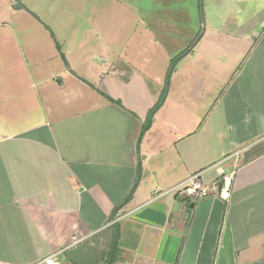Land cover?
<instances>
[{"label": "crops", "instance_id": "0c3cea01", "mask_svg": "<svg viewBox=\"0 0 264 264\" xmlns=\"http://www.w3.org/2000/svg\"><path fill=\"white\" fill-rule=\"evenodd\" d=\"M110 1L134 20L130 39L115 47L118 34L92 20L83 32L100 39L73 59L55 21L75 20L85 0H0V36L26 40L38 105L23 106L16 119L32 122L18 132L0 125V264H36L72 236L85 240L64 264H104L115 225L112 264H264V0ZM179 32L175 54L160 34ZM231 171L228 201L181 199L172 212L173 187Z\"/></svg>", "mask_w": 264, "mask_h": 264}, {"label": "rangeland", "instance_id": "374dc122", "mask_svg": "<svg viewBox=\"0 0 264 264\" xmlns=\"http://www.w3.org/2000/svg\"><path fill=\"white\" fill-rule=\"evenodd\" d=\"M124 1L140 8H143V4L148 2V0ZM83 4L84 5H81L79 11L80 15L77 13V18L75 20L74 18L72 19V16H69L67 19L61 18L59 22L55 21V24H58L54 26L56 38L59 43H64L65 41L70 42L68 47L70 48L71 52L69 53H72L73 59L74 55H76L77 58L81 57L82 59H86V54L83 52L80 53L79 51H85L87 48H92L94 44L91 43V40L94 39L97 41L100 39V37H93L92 39V34H90V32H83L85 30L93 31L92 28L89 30V22L92 20L100 24L98 29L100 32H104V35L105 32H116V34H118L119 42L115 43L114 46L116 45L119 48L124 46L132 34L131 27H134V20H131L132 22L129 23L127 21V11H125L123 8L117 7L110 0H85ZM55 7L59 10L62 9V7L59 5ZM107 12H110L109 15L113 14V17L117 15L119 17V22L116 23L113 20L112 23V18L109 17ZM57 13H59L61 16L60 11ZM24 23L25 22L23 21V24ZM136 23V26L138 25L136 30H142L144 26L140 25L139 21H136ZM27 30L29 32V29ZM31 31L32 28L30 32ZM136 33L138 34V32ZM139 34L140 35L138 36H141L142 32H139ZM188 34L189 32H179L178 35L162 33L160 34V38L163 39V41H169L172 47L178 49L175 50V54H177L181 49L180 47L185 45L184 43H186L188 39ZM14 39L15 37H12L11 39L9 36H0V99L1 96H3V100H0V111L2 110L3 114H9L11 112L10 116H7V119L9 120L0 118L1 122L4 120L0 124L2 128L4 127V133H16L21 129L22 126H27L32 122L31 119L26 120L23 117L16 119V117L22 116L23 106L26 104V102H29L30 105H35L33 109H38V105L36 104L37 101H35V86L32 85V82H30L32 68L30 65L29 55L26 51L27 42L24 38H20L22 44L18 45ZM97 43L98 41L95 44ZM19 47H22V53L19 52V49H21ZM60 64H62V62H60L58 65ZM53 71L55 70L53 69ZM44 72L46 76V74L51 72V70L44 69ZM51 84H53V82ZM15 112L17 113V116H15Z\"/></svg>", "mask_w": 264, "mask_h": 264}, {"label": "built area", "instance_id": "2783aa9c", "mask_svg": "<svg viewBox=\"0 0 264 264\" xmlns=\"http://www.w3.org/2000/svg\"><path fill=\"white\" fill-rule=\"evenodd\" d=\"M235 171L222 176L219 180L207 185L203 181L201 173L189 176L182 183L172 188V193L181 199L190 202L201 200L203 198L217 196L223 201H228L231 195ZM116 219L115 221H117ZM113 224V223H112ZM85 240V237L72 236L67 245L46 255L36 264H64V254L71 248L77 247Z\"/></svg>", "mask_w": 264, "mask_h": 264}, {"label": "trees", "instance_id": "16d2710c", "mask_svg": "<svg viewBox=\"0 0 264 264\" xmlns=\"http://www.w3.org/2000/svg\"><path fill=\"white\" fill-rule=\"evenodd\" d=\"M200 38V34H198V36H196L194 43ZM184 52L180 53L179 55H177L176 57L172 58L171 63H170V67L168 69V72L165 76L164 79V83L163 86L161 88L159 97L157 99V102L155 103V105L152 107V109L149 111L146 120L144 121V124L142 125L138 140H137V150L140 144V141L142 139V137L144 136V134L148 131V129L150 128V125L152 123L153 117L154 115L157 113V111L162 107V105L164 104L167 95H168V88H169V80H170V76L172 73V70L174 69L175 65L183 58ZM111 102H113L112 100H109ZM116 103V102H114ZM139 178H140V173L138 171V175L137 178L134 182V185L132 187V189L130 190L129 194L125 197V199L122 201V203L120 205H118L113 213H112V217L115 216L117 214V212L119 211V209H121V207H123L131 198L132 195L138 185L139 182ZM116 229V235L113 239V243L111 245L110 251L107 254L102 255V261L104 264H112L115 256H116V251H117V238H118V227L117 225L114 226Z\"/></svg>", "mask_w": 264, "mask_h": 264}, {"label": "water", "instance_id": "95a60500", "mask_svg": "<svg viewBox=\"0 0 264 264\" xmlns=\"http://www.w3.org/2000/svg\"><path fill=\"white\" fill-rule=\"evenodd\" d=\"M181 202V198L180 197H176L175 199V204L173 206V210L172 212H176L177 211V207H178V204Z\"/></svg>", "mask_w": 264, "mask_h": 264}]
</instances>
